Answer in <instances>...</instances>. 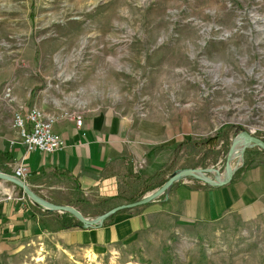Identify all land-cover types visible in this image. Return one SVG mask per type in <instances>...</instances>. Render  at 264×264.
<instances>
[{
  "label": "rangeland",
  "instance_id": "374dc122",
  "mask_svg": "<svg viewBox=\"0 0 264 264\" xmlns=\"http://www.w3.org/2000/svg\"><path fill=\"white\" fill-rule=\"evenodd\" d=\"M7 86L14 96L31 92L28 106L42 110L113 108L160 125L168 146L160 162L147 158L149 174L126 168L124 193L137 201L176 165L224 166L240 132L264 141V0H0V101ZM258 155L259 146L246 148L244 165ZM46 186L53 193L44 199H69L67 188ZM5 199L57 214L0 179ZM78 208L86 218L97 211ZM24 246L20 260L0 264H264V216L169 223L127 254L88 252L82 261L39 237Z\"/></svg>",
  "mask_w": 264,
  "mask_h": 264
},
{
  "label": "crops",
  "instance_id": "0c3cea01",
  "mask_svg": "<svg viewBox=\"0 0 264 264\" xmlns=\"http://www.w3.org/2000/svg\"><path fill=\"white\" fill-rule=\"evenodd\" d=\"M13 97V101H0V169L12 171L15 165L23 164L29 169L26 181L43 197L53 193L48 184L67 188L69 199L56 200L49 196L48 199L56 204L76 205L82 215L86 214L78 208L80 205H95L96 214L88 218L127 203L130 195L124 193L123 182L126 168L131 166L135 172L149 174L147 158L158 163L162 151L167 150V144L161 143L166 136L162 135L160 125L135 120L132 115L125 116L113 108L97 107L72 112L41 109L54 118L53 130L61 137L62 147L53 153L26 152L12 119L15 113H24L35 105L28 106L31 92ZM76 117L82 118L80 126L75 123ZM144 167L146 170L142 171ZM53 169L64 171L70 178L55 175ZM177 169H180L178 165L173 171ZM128 181L127 178V184ZM9 190L4 189L7 193ZM55 212L38 210L30 202L0 201V260L7 255L20 260L24 245L32 237L56 242L65 251L68 249L66 254L72 255L73 260L82 261L88 252L127 254L146 233L150 236L151 232L162 231L169 223L183 228L233 218L255 220L264 216V155L253 157L246 165L243 160L229 183L223 186L201 185L190 177L179 178L164 195L109 216L106 222L111 220L104 226L84 228L81 223L69 220L71 226L63 227L68 215Z\"/></svg>",
  "mask_w": 264,
  "mask_h": 264
},
{
  "label": "water",
  "instance_id": "95a60500",
  "mask_svg": "<svg viewBox=\"0 0 264 264\" xmlns=\"http://www.w3.org/2000/svg\"><path fill=\"white\" fill-rule=\"evenodd\" d=\"M239 138L242 139V147L235 154L234 153V150H235L234 145L236 144V141ZM255 145L259 146L261 149L264 150V141L263 140H261L260 138L254 136L248 132H240L236 136L235 141L233 142L232 146L230 147V149L228 151V154H227V157L225 160V164H224V178L222 180L217 179L218 181H216V182L210 181V184L213 186H223V185L229 183L233 173L237 169V165L233 166V168H232L230 165V162L234 158H236V164L241 162V160H243V153H244L245 149L248 147H251V146H255ZM211 172H215L217 177L220 176V171L216 168H213V167L209 168V169H201V168L180 169L178 171L173 172L168 177V179L164 182V184L162 186H160L159 188H157V189L153 190L152 192L146 194L141 199L134 201V202L121 204V205L109 210L108 212H105V213L101 214L100 216H97V217L92 218V219H88V218L84 217L81 214V212L78 209H76L74 206L67 205V204L66 205L56 204V203H53V202H50V201L44 199L43 197H41L40 195L35 193L24 180H21V179L13 176L11 174H7V173L0 171V179H2L4 181L11 182L15 186H18L20 189H22L26 193V195L31 200H33L37 204L43 206L44 208H46L48 210H53V211L68 212L71 215L75 216L80 223L96 227V226H94L95 225L94 223H97L98 226H101L104 219L107 218V216H109L110 214H112V213H114L120 209L133 208V207L141 206V205H144L146 203H149V202L157 199L159 196H161L162 194L165 193L167 188L173 182L177 181L179 178L190 176V177H194L197 179H201L203 176H205V173H211Z\"/></svg>",
  "mask_w": 264,
  "mask_h": 264
},
{
  "label": "built area",
  "instance_id": "2783aa9c",
  "mask_svg": "<svg viewBox=\"0 0 264 264\" xmlns=\"http://www.w3.org/2000/svg\"><path fill=\"white\" fill-rule=\"evenodd\" d=\"M3 98L7 101H13L11 87L7 86L3 92ZM54 118L47 116L37 106L29 107L24 113L17 112L13 116V126L18 129V135L25 147L26 152H33L39 150L45 153H53L62 147L61 137L53 130ZM76 125L80 126L82 123L81 117H76ZM231 167L240 166V162L236 164V158L230 162ZM220 171V176L217 177L215 172L205 173L201 179L191 177V180L198 182L201 185H210V181H218L224 178V166L215 167ZM29 174V169L23 164L19 163L11 171V175L26 181ZM111 216V214L109 215ZM107 216V218L109 217ZM79 222V221H78ZM80 223V222H79ZM99 227L97 223H94ZM84 228L93 227L91 225L82 224Z\"/></svg>",
  "mask_w": 264,
  "mask_h": 264
},
{
  "label": "trees",
  "instance_id": "16d2710c",
  "mask_svg": "<svg viewBox=\"0 0 264 264\" xmlns=\"http://www.w3.org/2000/svg\"><path fill=\"white\" fill-rule=\"evenodd\" d=\"M215 142H216V138H215V137H210V138H206V139H204V140H202V141H197V142L194 141L192 144H194V145H209V144H212V143H215ZM178 170H180V169H177L176 171H178ZM52 171H53V173H54L55 175H57V176H59V177H61V178H64V179H65V178H70V176H69L67 173H65L64 171H60V170H58V169H53ZM7 173H8V171H7ZM125 176H126L128 179L131 178V176H130L129 174H127V173L125 174ZM133 176H134V179H135V180H137V179H141V176H138V175H133ZM153 176H154V175H153ZM153 176L151 175V176L146 177L145 180H144V182L150 181V180L153 178ZM126 177L123 179V182H124L125 185H127V178H126ZM167 179H168V178H167ZM167 179H166V180H167ZM166 180L159 182V184H156V185L151 186L149 189L151 190V189H154V188H156V187H160V186H162ZM124 184H123V185H124ZM171 186H172V184L167 188V190L165 191V193L170 189ZM165 193H164V194H165ZM164 194H162V195H164ZM162 195H161V196H162ZM159 197H160V196H159ZM135 200H136V199L131 198V199L128 200L127 203L134 202ZM130 209H134V207H133V208H123V209H120V210H118V211L112 213L111 216L114 215V214L117 213V212H120V211H126V210H130ZM63 214L67 216V215H69L70 213L64 212ZM106 219H107V218H105L104 221H103V223H102L103 226L106 225V224H108V223L110 222V220H111V219H108L109 221L106 222ZM79 224H80V223H79ZM62 226H63V227H68V226H71V223L69 222V220L66 219V220L63 221Z\"/></svg>",
  "mask_w": 264,
  "mask_h": 264
},
{
  "label": "bare ground",
  "instance_id": "6f19581e",
  "mask_svg": "<svg viewBox=\"0 0 264 264\" xmlns=\"http://www.w3.org/2000/svg\"><path fill=\"white\" fill-rule=\"evenodd\" d=\"M241 147H242V139L239 138L237 139L236 144L234 146V149H235L234 153L236 154L239 151V149H241Z\"/></svg>",
  "mask_w": 264,
  "mask_h": 264
}]
</instances>
